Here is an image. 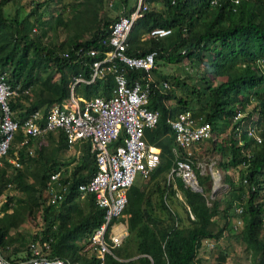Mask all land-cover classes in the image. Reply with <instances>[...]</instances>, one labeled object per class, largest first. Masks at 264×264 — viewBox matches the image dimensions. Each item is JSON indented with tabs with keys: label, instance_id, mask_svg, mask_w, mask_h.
<instances>
[{
	"label": "trees",
	"instance_id": "obj_1",
	"mask_svg": "<svg viewBox=\"0 0 264 264\" xmlns=\"http://www.w3.org/2000/svg\"><path fill=\"white\" fill-rule=\"evenodd\" d=\"M8 1L0 0V73L5 72L4 80L11 85L31 88V101L25 103L29 96L25 95L8 102L12 118L21 123L32 111L40 110L44 115L51 105L61 103L68 96L72 76L88 77V59L72 58L71 48L96 47V40L116 16L109 18L105 13L99 17L103 0L73 1L68 20L57 14L51 21L54 27L68 28L72 24L88 36L80 39L76 34L60 43L48 44L42 41L46 30L41 35L31 34L34 25L42 27L46 23L37 13L39 3L20 17L8 18L1 9ZM119 1L125 5L127 0ZM146 2L149 8L133 23L125 52L137 55L153 50L155 65L186 60L199 67V84L186 88L183 83L186 92L183 97L176 96L171 88L164 92L154 89L149 96L147 108L157 110L158 119L153 128L144 130L143 137L147 144L159 148V162L147 177L149 189L132 184L127 190V203L118 218L125 225L126 236L121 246L112 251L117 258L107 254L103 264H199L196 255L202 241H217L222 236L224 226H217L216 220L226 223L237 205L241 206L238 217L242 223L237 236L244 244L249 264H264V131L261 143L246 159L237 152L236 138L228 128L239 107L248 116L256 111L259 119H264V0H239L237 4L231 0H216L214 4L209 0ZM153 27H167L171 32L161 38L141 39ZM63 51H68L71 57L59 55ZM153 74L170 84L175 80L160 74L156 67ZM112 87V78L106 76L90 84L79 82L73 90L85 98L108 97ZM183 110L202 116L215 135L227 134L226 162L218 164L223 169L231 165L238 170L236 182L227 179L228 194L212 199L210 205L204 196L209 177L200 176L195 168L203 194L184 187L178 177L174 178V187L166 184L165 175L174 160L173 134L167 119ZM21 141L22 134L17 131L0 167V195L7 184L16 191L6 195L0 205L1 256L11 263L28 259L31 257L28 244L37 242L47 257H58L71 264H95L93 252H81L80 242L101 222L103 210L94 205L92 196L82 205L76 200L77 184L95 170L89 160L88 145L83 146L70 171L64 200L53 206L45 204L41 192L50 171L65 165L56 162L57 151L67 148L64 138L60 131L48 132L45 143L37 145L33 156L26 152L33 139L29 138L25 145H20ZM210 142L215 149L217 144ZM118 143L119 139L111 146ZM13 153L17 154L20 167L8 173L7 158L13 157ZM242 161L245 168L241 167ZM176 191L184 203L178 200ZM36 217L40 220L39 228L26 242L22 235L10 236V231L25 219ZM19 253L25 255L18 257ZM225 256V252L219 251L216 264H223Z\"/></svg>",
	"mask_w": 264,
	"mask_h": 264
},
{
	"label": "built area",
	"instance_id": "obj_2",
	"mask_svg": "<svg viewBox=\"0 0 264 264\" xmlns=\"http://www.w3.org/2000/svg\"><path fill=\"white\" fill-rule=\"evenodd\" d=\"M134 1V8L127 15H119L107 25L106 32L96 40V47H72V58L88 59V77L72 76L67 98L60 104L51 105L44 115L34 110L21 123L13 119L9 100L29 94L30 88L11 85L4 80V73H0V166L17 131L24 136L22 145L27 143L28 138H39L55 131L61 132L69 147L79 142L89 145V160L94 163L95 170L88 179L77 184L76 190L81 198L92 196L95 206L103 210L101 222L87 236L83 247V251L94 252L95 264H103L107 254L115 257L111 249L120 246L126 236L124 225L117 219L126 206V192L136 174L146 177L158 165L159 148L147 144L143 137L144 130L153 128L158 119V111L147 108V104L154 89L164 92L171 87L167 80L158 79L153 74L155 51L137 55L125 52L133 23L149 8L146 0ZM238 1L231 0L234 4ZM215 2L209 0L210 4ZM170 32L167 27H153L143 38H161ZM71 54L63 52L61 56L70 58ZM106 76H111L113 82L110 96L85 98L74 93L75 84H90ZM167 123L173 134L175 158L167 173L166 183L178 177L184 186L203 194L192 166L190 149L212 137L210 123L188 110L179 111L173 118H168ZM228 128L232 129L236 138L237 152L248 159L251 150L262 141L264 119L260 120L256 111L248 116L239 107ZM118 139L120 143L111 146ZM27 150L28 153L32 151L31 148ZM8 161L16 167L19 165L16 156ZM241 167H246L244 161ZM199 173L203 174L201 171ZM61 175L62 172L57 170L49 174V179L56 181ZM208 175L214 186L218 173L212 169V165ZM50 195L51 203L61 199V195L53 190ZM234 212L238 216L241 206H235ZM237 223H240L239 219ZM31 247L30 258L11 263L0 254V264H70L58 257H47L46 252H37Z\"/></svg>",
	"mask_w": 264,
	"mask_h": 264
},
{
	"label": "rangeland",
	"instance_id": "obj_3",
	"mask_svg": "<svg viewBox=\"0 0 264 264\" xmlns=\"http://www.w3.org/2000/svg\"><path fill=\"white\" fill-rule=\"evenodd\" d=\"M73 1L75 2L76 0H9L1 7V9L4 15L8 18L13 15L20 17L28 12L29 9L33 8L35 3H39L37 13L40 14L41 19L46 23L43 24L42 27L41 25H39V27L34 25L33 27L35 30L32 31L31 34L41 35L46 30L45 34L42 36V41L48 44H57L76 34L79 35L80 39H84L88 36L86 32H81L78 27H73L72 24L68 28L61 26L54 27L53 22L51 21V18L55 17L57 14H60L63 20H68L71 17L69 5L70 3H73ZM110 1L113 3L111 7H109ZM119 3V0H103V8L99 11V17H102L106 13L109 18H113L119 13H123L124 10H122L120 6L118 7ZM132 3V0H127L126 7L129 8ZM155 6L160 8L159 5ZM69 24L70 23H68V25ZM155 67L160 74L175 78V80H171V90L176 96H185V88H182L183 83L186 88L191 87L192 85L198 86L199 84L197 80V77L200 75L199 67L190 64L186 60L179 64H165L157 62ZM154 76L156 77V75ZM214 84H216V82ZM32 98L33 96L31 94L24 99V102L27 103L28 101H31ZM210 139L217 144L215 149H212ZM210 139L202 141L198 143L195 148L190 149L193 168L197 170L199 169V171L203 172V176H207L209 167L212 165V169L218 173V178L216 179L214 186L212 179H208L209 181L207 180L208 186L205 184L208 189L204 193V196L207 199L208 205H210V201L212 199H221L228 194L229 184L227 179L236 182L238 174V170L232 168L231 165H228L226 166V169H223L218 164L219 161L226 162V133L215 135V133L212 132V137ZM76 148V145H72L71 147L59 151L56 159L65 164L61 165V167L64 168L65 166L66 169L71 170L75 164L73 160H76L75 156H78V154L74 153ZM146 179L147 178H143L136 174L134 181L138 180L145 183ZM6 193L12 194L13 191L9 190V192L7 191ZM238 219L239 217L233 210L231 217L227 218L226 223H224V220L222 219L216 220L217 226H224V231L222 236L217 241L206 240V243L202 241V245L198 249L196 255L200 260L199 264H216V256L219 251L225 252L226 255L223 264H249V257L244 251V244L237 236V233L242 226V223H237ZM39 225V217L34 218V220L25 219L15 230L10 231V236L18 237L19 235H22L26 242L30 235L38 230ZM207 242H211V244ZM28 245L33 246L31 247V250L43 252L37 242L32 244L30 243ZM44 248L46 249L48 246L45 245ZM24 253H19L18 257L24 256Z\"/></svg>",
	"mask_w": 264,
	"mask_h": 264
},
{
	"label": "crops",
	"instance_id": "obj_4",
	"mask_svg": "<svg viewBox=\"0 0 264 264\" xmlns=\"http://www.w3.org/2000/svg\"><path fill=\"white\" fill-rule=\"evenodd\" d=\"M133 1V3H132V5L130 6V7H133L134 8V5H135V1L134 0H132ZM120 2V1H119ZM127 2V1H126ZM111 5H113V3L110 1L109 2V7H111ZM121 7V9L122 10H126V9H128L127 7H126V3H125V5H123V4H121V2L119 3V5H118V7ZM129 7V8H130ZM130 12V11H129ZM129 12H127L126 14H124V13H119L116 17H118L119 15H127ZM114 20V19H113ZM35 30V28L34 27H32V29H31V32L32 31H34ZM145 34V33H144ZM143 34V35H144ZM143 35H142V37H141V39H146V38H143ZM72 49V48H71ZM63 52H68V51H63ZM63 52H61L59 55H61ZM2 73H4L5 74V72H2ZM111 77V76H110ZM98 80H100V79H98ZM93 83V82H92ZM69 84V83H68ZM30 88V87H29ZM171 88V87H170ZM30 93H31V88H30ZM30 93L29 94H27V95H30ZM110 94H111V92H110ZM22 96H25V95H22ZM96 96H100V95H96ZM110 96V95H109ZM19 97V96H18ZM67 98V97H66ZM65 99V98H64ZM60 104V103H59ZM40 111V110H39ZM41 112V111H40ZM42 114V113H41ZM56 132L57 131H55V132H51L52 134H56ZM47 134V133H46ZM46 134L44 135V136H41V137H39V138H33V137H31L32 139H33V141H32V144L30 145V146H27L26 147V152H27V154L29 155V156H33V153H34V150H35V148L37 147V145L38 144H40V143H45V138H46ZM23 135H22V139H23ZM29 139V138H28ZM19 144L21 145V142H19ZM73 145H76L77 146V148H76V150L74 151V153H76V154H78V156H75V159L76 160H73L74 161V163H76L77 161H78V158H79V156L81 155V153H82V148H83V146L84 145H88V143L87 142H79V143H76V144H73ZM53 146H55V145H53ZM197 145H195V146H193L192 148H195ZM69 146H67V148H68ZM88 147H89V145H88ZM173 147V146H172ZM28 148H31L32 149V151H31V153H28ZM62 150V149H61ZM61 150H59V151H61ZM171 150H172V152H173V149L171 148ZM59 151H57V154L59 153ZM57 154H56V156H57ZM173 155H174V158H175V154H174V152H173ZM17 157V154L16 153H13V157H11V158H7V162L10 164V166L8 167V169H7V172L8 173H10V172H12L13 170H14V168H18V167H20V163H19V165L16 167V166H14L13 164H11L9 161H8V159H12V158H14V157ZM18 158V157H17ZM174 161V160H173ZM19 162V161H18ZM56 162L57 163H59V161L56 159ZM56 163V164H57ZM62 163V162H61ZM63 164V163H62ZM3 166V165H2ZM1 167V166H0ZM72 169V168H71ZM57 170H60L61 172H62V175H61V177L59 178V179H57L56 181H53V180H50L49 179V175H48V177H47V179H46V181H45V184H44V187H43V189H42V192H41V194H42V198L44 199V201H45V204L46 205H53V206H57V205H59L63 200H64V198H65V194L67 193V191H68V183H69V175H70V171L71 170H68V169H66L65 168V166H64V168L63 167H61V166H59V167H57V168H55V169H53V170H51L50 171V173L49 174H51V173H53V172H55V171H57ZM168 173V172H167ZM198 174L200 175V173H199V169H198ZM140 176V175H139ZM166 176H167V174L165 175V178H166ZM200 176H203V174L202 175H200ZM208 177H209V175H207ZM141 177H143V176H141ZM148 176H146V177H143V178H147ZM139 178V177H138ZM196 178H197V176H196ZM208 179H210V177L208 178ZM197 181H198V179H197ZM209 181V180H208ZM208 181H205V184H206V186H208V184H207V182ZM133 184L135 185V186H137V187H139L140 189H142V190H147V189H149L148 187L151 185V183L150 182H148L147 181V179H146V182L145 183H143L142 181H138V180H136V181H134L133 182ZM167 185L168 184H171L173 187H174V180H172V181H170V182H168V183H166ZM198 184H199V182H198ZM200 185V184H199ZM183 186H184V184H183ZM201 186V185H200ZM205 186V185H204ZM206 186H205V188H206ZM184 187H186V186H184ZM201 187H203V186H201ZM188 188V187H187ZM9 190H11V191H13V193L12 194H15L16 193V191L10 186V184H7L6 185V187L3 189V191H2V193H1V195H0V205H1V203L5 200V197H6V195H10L9 193H6L7 191L9 192ZM54 191V193H56V194H58V195H61V199H59V201H56V202H50V191ZM15 192V193H14ZM90 195H86V196H84V197H80L79 196V193L77 192V201L82 205V203L84 202V200H86L87 199V197H89ZM152 197V199L154 200V198H155V196L154 195H152L151 196ZM176 197L178 198V200H180V201H182L183 203H184V201L182 200V197H181V194L178 192V191H176ZM92 202H93V199H92ZM94 203V202H93ZM95 205V204H94ZM2 213H1V211H0V215H1ZM40 214L41 213H39V216H40ZM189 216H191L192 217V215L191 214H189ZM117 221H118V219H117ZM118 222H120V221H118ZM120 223H122V222H120ZM123 224V223H122ZM124 225V224H123ZM124 227H125V225H124ZM125 230H126V228H125ZM81 244H82V248H81V252H86V253H90V252H93L92 250H90V251H83V247H84V244H85V241L83 240V241H81L80 242ZM93 256L95 257V255H94V252H93ZM115 258H117V257H115ZM71 264V263H70Z\"/></svg>",
	"mask_w": 264,
	"mask_h": 264
},
{
	"label": "bare ground",
	"instance_id": "obj_5",
	"mask_svg": "<svg viewBox=\"0 0 264 264\" xmlns=\"http://www.w3.org/2000/svg\"><path fill=\"white\" fill-rule=\"evenodd\" d=\"M121 246V245H120ZM120 246H118V247H120ZM118 247H113L112 249H111V251H113L114 249H116V248H118Z\"/></svg>",
	"mask_w": 264,
	"mask_h": 264
}]
</instances>
